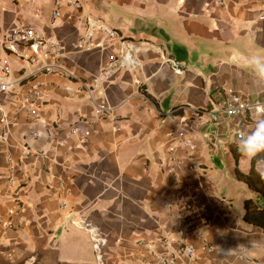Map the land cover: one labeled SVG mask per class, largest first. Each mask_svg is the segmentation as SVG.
I'll return each instance as SVG.
<instances>
[{
	"label": "crops",
	"instance_id": "crops-1",
	"mask_svg": "<svg viewBox=\"0 0 264 264\" xmlns=\"http://www.w3.org/2000/svg\"><path fill=\"white\" fill-rule=\"evenodd\" d=\"M59 1L55 19L56 0H0V83L9 85L0 91V264L39 245L46 264H98L81 219L107 239L102 264H264V227L244 218L246 201L251 219L264 209V194L237 175L253 165L237 141L264 112L215 125L204 116L192 126L193 110L210 109L225 92L252 106L264 102V79L245 67L249 54L264 52V0H227L224 8L214 0ZM88 16L139 46L142 64L93 94L85 86L122 45L99 33L93 49L79 50ZM14 27L58 40L64 72L47 74V61L35 62L29 47L10 51L2 42ZM165 57L184 72L177 74ZM101 105L111 107L108 118L95 115ZM75 126L81 132L70 135ZM179 131L195 150L182 147ZM176 158L195 170L171 174ZM181 188L188 198H203L210 217L187 235L193 256L178 243L175 211L164 202Z\"/></svg>",
	"mask_w": 264,
	"mask_h": 264
},
{
	"label": "built area",
	"instance_id": "built-area-1",
	"mask_svg": "<svg viewBox=\"0 0 264 264\" xmlns=\"http://www.w3.org/2000/svg\"><path fill=\"white\" fill-rule=\"evenodd\" d=\"M227 0H214V4L219 8L226 6ZM73 7L80 8L78 1L74 2ZM56 8L53 12L55 19L61 17V4L59 0H56ZM86 29L84 34L80 37L77 47L79 50H91L96 46V35L99 33L106 34L111 39L121 40L120 53L108 62L95 77L94 84L92 86L86 85L88 91L93 94L96 90L103 85L109 84L113 78L121 71L137 72L142 69V64L136 56L139 51V46L128 42L121 38L118 32L107 25L103 20L96 19L91 16L85 19ZM12 52H15L19 46H26L33 50L37 61H47V65L43 67L47 74L64 72V68L61 66V61L65 56L64 47L58 40L46 38L41 34H38L35 30H28L22 27H14L5 35L2 42ZM167 63H169L177 74H182L184 71L181 69L179 63L172 59L165 57ZM8 84L0 83V91L6 92L8 90ZM30 112L33 115L38 114L37 108L34 104L30 106ZM255 110L256 112H264V102L257 106H252L249 101L245 100L240 94L232 91L225 92L220 96L218 100L212 103L210 109L198 108L193 110L194 118H192V126L199 127L203 124V117L207 116L212 125L218 124L224 117L226 118H239L246 117L249 112ZM111 107L97 106L94 110L98 119L108 118L111 114ZM81 132L78 126H75L70 135H76ZM38 137V134H34ZM181 140V145L187 150H195L196 143L187 138L184 131L177 132L176 135ZM81 143L87 142V136H81ZM29 155L30 152L28 151ZM183 168L187 171H194L195 166L193 164L184 165L182 159H172L168 164V170L171 174H175L177 169ZM13 182V178L10 179ZM69 194V191H66ZM165 205L169 212L175 211L174 214V228L173 232L178 235V243L186 246V251L190 256L194 255V249L187 244V235L192 233H198L204 228L210 221V217L207 211V203L203 198L195 197L188 198L184 195L183 188L176 191L168 192L165 194ZM225 201V199H221ZM22 208L16 213V215L22 213ZM80 228L87 230L91 236L93 249L96 255L98 264H102L104 254L102 248L107 245L106 237L99 232V230L93 227L85 219L79 221ZM10 226V223L6 224Z\"/></svg>",
	"mask_w": 264,
	"mask_h": 264
},
{
	"label": "clouds",
	"instance_id": "clouds-1",
	"mask_svg": "<svg viewBox=\"0 0 264 264\" xmlns=\"http://www.w3.org/2000/svg\"><path fill=\"white\" fill-rule=\"evenodd\" d=\"M245 67L255 73L258 79H264V52L249 54ZM237 150L243 157L249 159H255L264 153V118L256 120L250 131L239 137ZM259 174L264 178V171Z\"/></svg>",
	"mask_w": 264,
	"mask_h": 264
},
{
	"label": "trees",
	"instance_id": "trees-1",
	"mask_svg": "<svg viewBox=\"0 0 264 264\" xmlns=\"http://www.w3.org/2000/svg\"><path fill=\"white\" fill-rule=\"evenodd\" d=\"M260 158L261 156H258L257 158L253 159L252 169L249 174L247 175L243 174L237 169V175L240 179H243L251 188L259 192H262L264 194V178H262L259 172L255 170V160L260 159ZM237 162H238V158H237ZM249 202L250 201H246L244 205L245 210H246L244 218L248 221L253 222L254 224L258 226L264 227V220L263 221L258 220V218L256 217L257 215H261L264 218V209L259 210V211L258 209H255V212L250 214V216H252L253 218L251 219L249 217V213H250Z\"/></svg>",
	"mask_w": 264,
	"mask_h": 264
},
{
	"label": "water",
	"instance_id": "water-1",
	"mask_svg": "<svg viewBox=\"0 0 264 264\" xmlns=\"http://www.w3.org/2000/svg\"><path fill=\"white\" fill-rule=\"evenodd\" d=\"M10 264H46L41 246H37L34 252L23 254L14 259Z\"/></svg>",
	"mask_w": 264,
	"mask_h": 264
}]
</instances>
